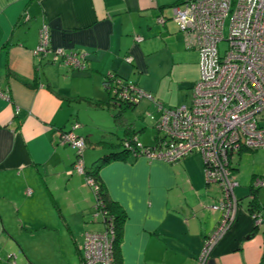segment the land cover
Returning a JSON list of instances; mask_svg holds the SVG:
<instances>
[{
  "label": "crops",
  "instance_id": "0c3cea01",
  "mask_svg": "<svg viewBox=\"0 0 264 264\" xmlns=\"http://www.w3.org/2000/svg\"><path fill=\"white\" fill-rule=\"evenodd\" d=\"M181 1L0 0V91L5 93L0 95V264H41L36 256L49 252L81 255L84 233L103 229L89 176L75 168V149L60 142V131L79 124L75 132L86 140L85 168L98 149L103 152L91 165L109 150L101 142L124 137L126 123L111 118L121 107L109 104L106 74L137 82L165 107L190 104L199 55L186 48L172 19V8ZM43 25L51 48L87 54L85 69L51 62L52 53H35ZM85 109H107L116 126L84 120ZM134 111L141 118L151 114L147 132L124 112L127 123L140 130L141 143L154 145L159 109L143 99ZM249 151L230 157L238 182L236 219L204 264H264V185L255 190L260 224L249 210L251 184L264 178V162H250ZM190 156L169 163L130 155L99 170L103 189L125 213L121 264H200L203 241L220 217L211 206L221 192L208 182L203 160Z\"/></svg>",
  "mask_w": 264,
  "mask_h": 264
},
{
  "label": "built area",
  "instance_id": "2783aa9c",
  "mask_svg": "<svg viewBox=\"0 0 264 264\" xmlns=\"http://www.w3.org/2000/svg\"><path fill=\"white\" fill-rule=\"evenodd\" d=\"M172 19L185 35L188 47L199 55V75L192 87L191 102L165 107L151 93L129 86L136 94L131 98L135 103L146 99L159 109L161 115L154 128L160 137L153 146L126 141L124 147L139 156L169 163L193 153L202 155L208 182L217 184L221 192L211 206L219 212V220L204 239L199 254V263L204 264L217 240L236 219L239 201L234 190L238 182L231 172V155L241 149L264 147V0H182L172 8ZM223 40L228 46L221 52L219 43ZM35 53H52V62L77 69L86 67V53L51 48L46 25L41 28ZM0 95L5 93L0 91ZM119 95L129 98L130 93L125 89ZM78 127L75 122L70 129L61 130L60 142L75 149L74 166L85 174L81 156L86 142L76 134ZM87 183L95 193L97 186L91 177ZM262 185L264 178L254 179V188ZM95 207L103 229L84 233L80 264H115L113 219L106 218L96 202ZM251 215L256 225L262 222L259 213Z\"/></svg>",
  "mask_w": 264,
  "mask_h": 264
},
{
  "label": "trees",
  "instance_id": "16d2710c",
  "mask_svg": "<svg viewBox=\"0 0 264 264\" xmlns=\"http://www.w3.org/2000/svg\"><path fill=\"white\" fill-rule=\"evenodd\" d=\"M87 59V57H86ZM52 62V61H51ZM87 62V61H86ZM85 69V68H84ZM120 80V82H119ZM103 85L104 88L109 96V104L113 107H121L120 110L115 111L113 113V118L115 122L118 123H126L124 126V137L120 139L118 142H101L102 146H107L109 150L103 153L102 156L97 158L91 166L88 168L84 167L85 174L88 175L93 179L94 184L97 186L95 191V198L96 203L98 206L102 207L106 212V218L112 217L113 219V250H114V258L115 264H121V253H120V244L122 241V231H123V223L125 219V213L123 212L122 208L113 202L107 192L103 189V184L100 180L99 170L109 161L118 159V160H126L130 155L137 157L139 154L129 148L124 147L125 142H129L132 145H136V141H140L138 138L140 130H135L131 125L132 123H127L126 118L124 116V112L128 109H135L138 103H135L132 97H136L133 90L129 89V86H133L136 88H140L137 85V82L131 81L116 72H110L106 74L103 78ZM125 89L129 90L130 96L126 98L124 96L119 95L120 92L124 91ZM134 94V95H133ZM153 95V94H152ZM155 126V124H154ZM157 132V131H156ZM159 135L157 132L156 136V143L159 139ZM85 139V138H84ZM86 142V140H85ZM153 146V145H151ZM247 150H254V149H247ZM256 150V149H255ZM254 180V179H253ZM253 182L251 184V203L249 206L250 213H253L257 208L256 198H255V190ZM80 255V253H79ZM81 260V255H80ZM264 263V262H262Z\"/></svg>",
  "mask_w": 264,
  "mask_h": 264
},
{
  "label": "rangeland",
  "instance_id": "374dc122",
  "mask_svg": "<svg viewBox=\"0 0 264 264\" xmlns=\"http://www.w3.org/2000/svg\"><path fill=\"white\" fill-rule=\"evenodd\" d=\"M229 20H230V18H228L227 22H226V29H225L226 30L225 31L226 36H227ZM227 46H228V42L226 40L221 41L219 43L220 51L223 52L227 48ZM186 48L189 49L190 47H188V45L186 44ZM85 104H87V102H85ZM104 106L107 107V105H104ZM85 107H87V106H85ZM88 110L89 109H85L81 112V117L84 120L86 119V121H87L90 119L89 117H92L94 119L96 125L98 124L101 126H108V127H109V125H111V126L114 125V127L116 126L115 122H113L109 119L110 113L108 112L107 109L100 110V111L99 110L88 111ZM126 115L128 117L127 120L134 122V123L139 122V125H146L147 132H151V130H152L151 126H152V122H154V120L152 118H150V116H147V115L143 116L144 119H142L143 117L141 118L140 114H137V112H135L134 109H128L126 111ZM112 117L113 116H111V118ZM262 124H264V122H262ZM145 136H147V133ZM87 145L89 146L87 150L91 151L92 150L91 145H89V144H87ZM98 150H100L99 153L102 154L103 151L101 149H98ZM251 151H249L251 153L250 162L253 160H256V162L259 164L261 162H264V147H261V148L254 150L255 153L259 152L258 155H256V156H252V155H254L253 154L254 152L252 153ZM96 153H98V151ZM100 154H97L95 156V158L98 157V155H100ZM190 157H195V158L199 157V158H201V160H203L202 155L200 153H193V154H191ZM93 160H91V162ZM91 162L89 164H86V166L89 167L91 165ZM214 185H217V184L214 183ZM58 248H60V244L58 246L55 245V249L58 250ZM63 248H64V245H63ZM64 251L65 250H63L62 252H64ZM36 259L41 264H80V256H79V254H76L74 250H72V253H70V254H69V252H67V255H64V253H63V255H61V257L58 255L53 256V254L49 252L48 254H41V255L36 256ZM34 264H36V263H34Z\"/></svg>",
  "mask_w": 264,
  "mask_h": 264
},
{
  "label": "water",
  "instance_id": "95a60500",
  "mask_svg": "<svg viewBox=\"0 0 264 264\" xmlns=\"http://www.w3.org/2000/svg\"><path fill=\"white\" fill-rule=\"evenodd\" d=\"M256 226V225H255Z\"/></svg>",
  "mask_w": 264,
  "mask_h": 264
}]
</instances>
